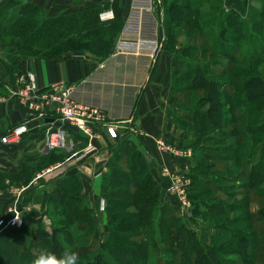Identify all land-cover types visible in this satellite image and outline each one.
<instances>
[{"label":"rangeland","instance_id":"1","mask_svg":"<svg viewBox=\"0 0 264 264\" xmlns=\"http://www.w3.org/2000/svg\"><path fill=\"white\" fill-rule=\"evenodd\" d=\"M23 2L0 0L3 4L0 6V40L6 51L17 55L10 49L9 41L19 39L16 32L22 31L26 22L40 19L44 14L35 12L33 5L23 7ZM119 2L113 7L116 15L124 9ZM174 2L176 7H190L183 10L186 17L181 21L172 20L165 13ZM22 8L29 14L28 18H24ZM156 12L162 30L160 53L172 56L170 102L174 110L171 116L186 138L181 146L161 139L174 153L162 151L159 145L158 148L186 158V168L181 174L165 170L169 180L164 179L163 183H167L168 188L162 192V199L160 194L156 214L152 216L154 225L148 231L141 223L133 200L128 198L109 205L99 215L90 209L91 202L80 183L72 192L64 189L56 200L59 207L50 206L49 210L46 204L41 202L36 206V203L44 199V195L46 198L61 193L62 188L51 182L43 186L44 193L35 191L28 198L18 199H13L17 195H12L8 204L1 200L4 208L0 210V221L19 213L21 228L28 229L33 238L30 246L20 235L11 237L19 264H28V258L21 257L24 254L28 253L34 261L37 255L50 253L37 237V223L32 218L36 212H39L37 222L50 232L55 228H69L75 243L69 253L77 254V264H93L100 251L108 256V244L126 248L129 264H138L133 253L139 251L137 243L145 241L148 242L147 264H205L202 255L205 257L209 248L217 251L219 264H264V85L256 82H264V0H156ZM227 14L233 16L231 22ZM223 27L231 34L221 38ZM222 41L224 44L220 43ZM89 49L96 51L95 44ZM174 54L178 56L177 63L173 60ZM196 68H200L209 81L218 84L219 94L193 85ZM213 108L220 111V120L209 119L208 112ZM178 177V184L184 185L188 196L185 208L171 191L172 178ZM130 179L134 184H149V192L156 187L153 182L148 183L145 171L139 169L132 172ZM72 180L74 184L78 179ZM8 186L17 187L20 183L8 179L7 175L0 182V188L7 191ZM131 191L134 197L147 194L134 188ZM72 194L82 199L83 207L87 205L89 209L88 217L82 221L83 227H78L79 220L70 221L72 209L67 204L71 202L73 208L78 204L77 200H71ZM113 225L120 228L115 227L113 231ZM9 226L14 227L5 223L0 226V233ZM239 235L251 243L247 248H237ZM58 238L64 242L63 236ZM245 251L248 254L242 259L241 253ZM8 256V252L4 255L0 250V264L7 263Z\"/></svg>","mask_w":264,"mask_h":264},{"label":"crops","instance_id":"2","mask_svg":"<svg viewBox=\"0 0 264 264\" xmlns=\"http://www.w3.org/2000/svg\"><path fill=\"white\" fill-rule=\"evenodd\" d=\"M118 1L121 8L124 7L123 12L115 13L113 20L98 19L100 31L85 37L86 50L51 57L17 55L1 50L0 94L7 96L8 101L0 106V138L16 124L27 125L20 144L0 141V182L8 175V179L20 183L17 187L8 186L7 191L0 188L2 203H10L12 198H8L12 195H17L13 199H18L22 196L28 198L35 191L37 194L44 193L43 186L49 185L46 183L51 182L58 187L76 178L91 202L90 209L100 215L107 206L121 202H109L101 195L103 185L109 188L115 186L112 180L115 176L131 178L132 172L138 169L145 171V175H150L156 183L155 190H159L162 199V192L168 188L163 180H169L165 170L181 174L186 168V158L164 153L157 144L164 139L172 145L181 146L186 139L171 116L174 110L170 102L172 56L166 52L155 58L147 53L114 52L128 0H24L23 3L41 8L48 18L81 15L84 21L88 17L85 13L91 12V7L97 6L100 14L108 8L114 10ZM86 32L81 34L86 35ZM94 44H101L104 50L91 51L89 47ZM24 71H32L41 88L59 82L68 84L73 88L71 96L75 102L100 110L103 120L93 124L94 135H84L55 112L41 114L19 104L10 90L17 73ZM50 123L64 126L69 132L70 145L67 149H46L45 130ZM107 126L116 129L118 138L108 136ZM90 146L96 151L78 160L80 152ZM39 163L40 168L35 170ZM133 184L129 185L130 192L135 189ZM34 186L40 188L36 190ZM41 202L45 204L44 199H40L36 206ZM3 208L0 205V210ZM37 216L39 212L32 216L36 223Z\"/></svg>","mask_w":264,"mask_h":264},{"label":"trees","instance_id":"3","mask_svg":"<svg viewBox=\"0 0 264 264\" xmlns=\"http://www.w3.org/2000/svg\"><path fill=\"white\" fill-rule=\"evenodd\" d=\"M167 1V0H166ZM199 0H195V2H198ZM175 2L171 4L166 10L165 13L171 17L172 20L175 21H181L186 17L185 13H183L184 9H189L187 5H183L181 7H176ZM3 4L0 3V6ZM16 5L18 2H16ZM26 4H23V7ZM28 6V5H27ZM22 7V6H21ZM176 8V9H175ZM179 8V9H178ZM33 10L36 12L40 11L42 12V9L39 7L34 6ZM32 10V11H33ZM21 11L24 13V18H28L29 14L27 12H24V9L22 8ZM43 14V13H42ZM88 15L87 18L82 20L81 15H69V16H61V17H56V18H46V16L43 14L42 17L37 20H31L29 22H26V24L23 26L24 29L20 32H16V38L17 36L19 39H13L9 41L10 43V49L12 51H16L18 54L22 55H30V56H57V55H62L64 53L70 52V51H80V50H86L84 47L85 45V37L88 36H94L97 34L98 31H100V24H99V9L97 10V6L91 7V12L85 13ZM85 15V16H86ZM74 16V18H72ZM221 16V15H220ZM224 17H226L229 22L232 21L231 14H227ZM30 18V17H29ZM230 25V24H229ZM30 27H33L31 30L27 31V28L29 29ZM2 29V26L0 25V31ZM85 34H81L82 31H85ZM162 31V30H161ZM162 33V32H161ZM230 31L226 28L223 27L220 29V36L221 38H224L225 35L229 34ZM231 34V33H230ZM231 39V37H230ZM221 44H224V41L220 42ZM4 49L3 42L0 40V50ZM104 47L100 45H96V51H103ZM188 56L187 54H185ZM173 60L175 63L178 62V56L175 54L173 55ZM196 76L192 80V83L195 87L197 88H202L204 90H207L210 93L213 94H219V89H218V84L213 81H209L203 74L202 70L200 68H196ZM260 85H264L263 81H256ZM248 85H250V82L246 84V87L248 89ZM256 87V86H255ZM223 104V103H222ZM224 105V104H223ZM222 111V109H221ZM210 112V113H209ZM208 112V117L209 119H214L216 118L217 120L221 119L220 116V111L217 110L216 108H213V110H209ZM215 113V115H213ZM56 151V150H54ZM114 160H112L113 162ZM111 164V163H110ZM40 163L36 165L35 170H37L39 167ZM148 177V183L154 182L152 177L150 175ZM28 179V177H27ZM74 179V178H73ZM113 184L115 186L108 187L106 185L102 186V191L101 195L108 199L109 202L112 201H124L125 199H131L134 201V203L137 205L136 209L138 212H140L141 216V223L143 226L147 227V230H150V227L152 228L154 225V218L152 217L153 215L156 214L157 206L159 205V199H160V192L159 190H155L153 188L152 192H149L147 190H151L148 186L149 184L147 183H140V184H133L132 180L130 178H127L122 175H117L113 179ZM72 179L69 180V182H65L61 185L58 186V188L61 189V193L52 196L48 195L45 198L44 195V203L47 202L48 210L51 209L50 206L52 207H59L58 204L56 203V200L59 198L58 196H61L64 193V189H67L68 192L74 191L75 187H78V184L80 183L79 180H74L75 183H72ZM133 184L135 189H139L142 191H146L147 194H140L136 197L132 196V193L129 190V185ZM65 186V187H64ZM71 200H77L78 204L76 205L75 208H73V204L69 202L67 205L70 212V221H81L79 222L78 227H83L84 224H82L83 219L88 217L87 211L89 210L87 208V205L83 207V204H81L82 199L79 197L77 198V195L72 194ZM46 204V203H45ZM82 205V206H81ZM72 206V207H71ZM84 208V209H83ZM85 211V212H84ZM63 213V212H62ZM89 223V222H88ZM36 226V234L40 242L49 249V252L54 254L57 258H60L64 253L70 252V248L74 246V237L72 232L69 230V228L65 229H56L50 232V230H47L41 222H37ZM9 229H5L4 232L0 233V250L2 254L5 255L6 252L9 253L8 256V262L5 264H19L18 259H17V254L15 251H13L12 247L13 245L10 243L11 237L18 236L20 235L26 245H32L33 244V238L30 237L29 235V230L26 228H16V226L11 227L9 226ZM115 227L120 228L117 225H113L111 228H113V231ZM80 230V228L78 229ZM112 230V229H111ZM116 231V230H115ZM61 235L64 237V242H61L58 238V236ZM115 240L121 241L122 238L120 237H114ZM11 240V241H10ZM249 241H247V238H245L242 235L237 236V241H236V246L237 248H244L249 246ZM148 242L145 241V243H137L136 247H138V252H134L133 255L137 258H135V261L138 264H147L146 262V256L145 254L147 251V245ZM251 244V243H250ZM105 245V244H104ZM11 250V251H10ZM107 252L109 253L108 256L104 255V252H99L96 254L95 262L93 264H120V263H128V253L126 248L122 247H116L113 246L112 244H108L107 246ZM206 252L205 257L202 255V259L205 262V264H219L218 258H217V251L215 248H209ZM11 252V253H10ZM202 251L199 250V253ZM246 253H241L242 259L243 256L247 255L248 252L245 251ZM39 256V255H37ZM93 256V255H92ZM21 257L28 258L27 262L28 264H33V261H31L30 255L24 254ZM104 261V262H103ZM131 264V262H130Z\"/></svg>","mask_w":264,"mask_h":264},{"label":"built area","instance_id":"4","mask_svg":"<svg viewBox=\"0 0 264 264\" xmlns=\"http://www.w3.org/2000/svg\"><path fill=\"white\" fill-rule=\"evenodd\" d=\"M115 12L106 9L100 12L101 21L113 20ZM161 22L156 12V0H128L126 15L123 19L121 31L116 39L114 52L120 54L147 53L155 58L162 51ZM73 88L64 82L54 83L46 88H41L32 71H24L17 74L12 81L11 96L19 104L41 114L55 112L62 120L75 127L86 136L94 135V123L101 122L103 115L100 110L75 102L72 98ZM7 96L0 94V106L7 102ZM27 130L25 123H19L9 129L0 138L5 144H17ZM107 134L110 138H118L116 129L107 126ZM45 145L48 151L64 150L70 145L69 132L64 126L50 123L45 130ZM162 151H174L163 141L159 140ZM96 151L95 147H88L78 155L82 160ZM169 176V175H168ZM178 178H172L171 191L178 197L183 208L188 204V196L184 185L178 184ZM22 216L18 213L4 223L21 227Z\"/></svg>","mask_w":264,"mask_h":264},{"label":"clouds","instance_id":"5","mask_svg":"<svg viewBox=\"0 0 264 264\" xmlns=\"http://www.w3.org/2000/svg\"><path fill=\"white\" fill-rule=\"evenodd\" d=\"M76 253H64L60 258H57L52 253H44L34 259L33 264H77Z\"/></svg>","mask_w":264,"mask_h":264}]
</instances>
